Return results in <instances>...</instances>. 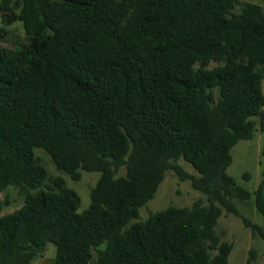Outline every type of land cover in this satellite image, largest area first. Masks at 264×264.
<instances>
[{"label":"trees","instance_id":"1","mask_svg":"<svg viewBox=\"0 0 264 264\" xmlns=\"http://www.w3.org/2000/svg\"><path fill=\"white\" fill-rule=\"evenodd\" d=\"M17 22L28 43L0 46V192L22 204L0 203V264H32L49 243L52 264H228L215 226L251 198L226 172L231 150L264 135L262 5L0 0V35ZM37 148L72 181L99 173L86 210ZM168 170L208 204L137 220ZM253 195L261 224L243 222L264 242L263 183Z\"/></svg>","mask_w":264,"mask_h":264},{"label":"rangeland","instance_id":"2","mask_svg":"<svg viewBox=\"0 0 264 264\" xmlns=\"http://www.w3.org/2000/svg\"><path fill=\"white\" fill-rule=\"evenodd\" d=\"M257 2L264 9V0H244ZM236 7L234 12H238ZM28 43V39L19 22L5 27V33L0 35V46L19 48ZM264 92V87H263ZM264 135L255 131L251 140L238 141L231 150L232 161L227 167V174L231 176L240 187L251 193L249 201L243 202L233 199L237 213L222 210V215L215 226V232L222 242L231 245L228 264H246L249 252H254L255 264H264V242L251 227L245 225L243 218L251 224H261V217L254 205V192L258 186L264 184ZM35 155L44 164L49 176H61L66 180V186L74 190L80 197L78 213L86 210L90 203V190L99 178L96 172H81L79 181H72L67 175L59 172L52 163L49 155L42 149H35ZM177 164L189 175H196L192 166L179 159ZM200 202L207 205L204 194L195 190L190 179L181 180L173 171L168 170L159 185L153 198L139 210L137 220H145L150 214L165 210L169 207H190L193 203ZM1 213L7 214L17 209L22 204V197L14 187H8L0 192ZM55 256V246L47 244L45 251L40 254L32 264H52Z\"/></svg>","mask_w":264,"mask_h":264}]
</instances>
